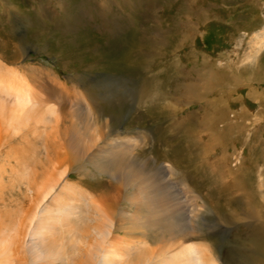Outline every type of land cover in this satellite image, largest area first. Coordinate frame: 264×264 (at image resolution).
<instances>
[{
  "label": "rangeland",
  "instance_id": "1",
  "mask_svg": "<svg viewBox=\"0 0 264 264\" xmlns=\"http://www.w3.org/2000/svg\"><path fill=\"white\" fill-rule=\"evenodd\" d=\"M258 35L264 0H0V77L15 70L36 90L41 81L63 84L51 100L65 127L107 122L125 162L157 175L168 211L157 227L127 235L132 246L147 243L142 254L166 245L169 257L192 245L219 264H264ZM1 147L7 192L22 195L12 170L23 171L17 157L30 156L28 145L16 137ZM78 169L71 178L83 190L79 180L119 185L90 165ZM3 193L0 176V219ZM119 209L129 225L125 195Z\"/></svg>",
  "mask_w": 264,
  "mask_h": 264
},
{
  "label": "bare ground",
  "instance_id": "2",
  "mask_svg": "<svg viewBox=\"0 0 264 264\" xmlns=\"http://www.w3.org/2000/svg\"><path fill=\"white\" fill-rule=\"evenodd\" d=\"M257 37L256 55L264 48V36ZM16 73L9 70L0 77V148L19 137L28 145L24 153L30 152V156L17 157L23 171L12 170L25 186L23 196L11 189L7 192L5 165H0L5 191L1 195L0 264H219L211 254L192 245L169 257L165 244L148 255L141 250L146 242L139 240L142 247L132 246L133 241L127 238L131 230L157 227L159 215L168 211L157 175H147L144 167L135 166L132 160L125 162L123 145H114L107 122L100 130L65 127L60 108L55 109L51 100L56 94L63 96V84L41 81L40 90H36L37 85ZM40 128L49 132L47 138L41 137ZM30 136L36 138L32 141ZM10 148L8 157L14 151ZM4 162L10 164L7 159ZM89 165L119 182L118 187L86 179L79 182L88 190L78 187L72 171ZM124 195L134 208L129 225L119 209Z\"/></svg>",
  "mask_w": 264,
  "mask_h": 264
}]
</instances>
